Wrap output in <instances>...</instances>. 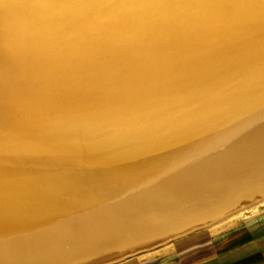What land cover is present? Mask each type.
<instances>
[{
  "label": "bare ground",
  "instance_id": "6f19581e",
  "mask_svg": "<svg viewBox=\"0 0 264 264\" xmlns=\"http://www.w3.org/2000/svg\"><path fill=\"white\" fill-rule=\"evenodd\" d=\"M264 197V0H0V264H101Z\"/></svg>",
  "mask_w": 264,
  "mask_h": 264
},
{
  "label": "rangeland",
  "instance_id": "374dc122",
  "mask_svg": "<svg viewBox=\"0 0 264 264\" xmlns=\"http://www.w3.org/2000/svg\"><path fill=\"white\" fill-rule=\"evenodd\" d=\"M250 203L240 210L228 213L226 218L213 225L191 230L183 236L101 264H168L177 263L178 260L192 263L205 258L208 246L220 233L228 228L256 223L264 217V197Z\"/></svg>",
  "mask_w": 264,
  "mask_h": 264
},
{
  "label": "crops",
  "instance_id": "0c3cea01",
  "mask_svg": "<svg viewBox=\"0 0 264 264\" xmlns=\"http://www.w3.org/2000/svg\"><path fill=\"white\" fill-rule=\"evenodd\" d=\"M206 253L205 258L192 263L178 260L168 264H264V217L226 229L211 241Z\"/></svg>",
  "mask_w": 264,
  "mask_h": 264
}]
</instances>
